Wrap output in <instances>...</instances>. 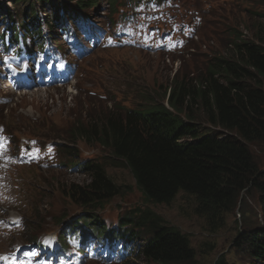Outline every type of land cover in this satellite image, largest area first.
<instances>
[{
	"label": "rangeland",
	"instance_id": "1",
	"mask_svg": "<svg viewBox=\"0 0 264 264\" xmlns=\"http://www.w3.org/2000/svg\"><path fill=\"white\" fill-rule=\"evenodd\" d=\"M75 1L57 0L56 3L73 5ZM0 3L4 9L16 10L15 5L8 0H0ZM127 4L129 9L116 5L115 9L119 10L117 13L109 12L104 2L92 15L93 29L100 25L109 32L112 25L109 19L117 21L120 14H129L133 18L130 25L118 21L126 35V43L117 46L110 41L108 46L81 59L80 69L60 80L65 81L64 85L51 84L41 90L34 88L26 95H11L8 102L0 101V123L10 133V144H7L9 150L12 153L21 152L15 148L21 145L22 139L33 138L31 140L36 145L53 142L57 152L49 150L45 158L50 163L57 160L59 163L42 168L17 167L11 172L13 177L9 170L0 171L3 172L1 175L5 174L9 188L5 199L0 201V264H7L4 260L12 255H19L18 264H30L26 260H30L28 255L26 259L22 255L29 251L31 253L36 246L32 247V243L28 242L47 241L50 235L54 237V234L60 233L66 221L79 220L83 216H88V219L97 216L94 223L102 222L114 228L124 216L138 215L139 210H151L169 225L178 227L190 236L195 246L202 245L208 238L217 240L220 247L207 257H202L204 263L217 260L237 232L250 231L256 227L254 215L260 213L258 205L254 203L248 206L253 215V220H249L251 216L242 209L240 202L228 216V229L218 235L208 236L194 222L184 219L176 208L170 209L147 201L130 170L112 158L109 149L97 142L88 144L84 140L73 139L77 137V126L87 123L91 116H103L110 108L114 112L125 107L137 109L145 104L146 94H151L152 100L161 102L164 89L173 80L195 77L214 57L229 54L225 45H230L228 40L235 35L233 30L239 32L241 39L255 40L259 32H264L261 26L264 23V0H165L162 3L157 0L146 3V0H142ZM61 14L68 19L66 10ZM49 18V15L40 13L41 23ZM53 32L57 42L49 40L45 47L57 55V48L67 46V41L59 36L58 30ZM140 42L148 47H143ZM58 59L65 61L61 51ZM8 60L7 56L4 64H0V72L5 76H0V96L3 98L8 96L3 86L10 78L5 68ZM47 60L49 66L52 57L47 56ZM60 67L64 71L73 68L63 63ZM34 78L37 84L36 75ZM68 84L70 86L67 87ZM164 102L168 100L164 98ZM8 133H2L0 140H4ZM250 148L258 168L263 172L264 146L252 144ZM69 153L72 158L68 157ZM86 160L90 164L101 163L109 176L125 188L121 187L120 194L104 202L98 210H93V205L84 207L82 202L74 201L67 191V186L71 184L89 183L91 175L74 165ZM13 182L18 186L17 189L11 185ZM19 197L21 203H17ZM242 210L246 217L240 218ZM15 220L19 224H13ZM196 223L200 225L198 220ZM144 236L148 239V235ZM242 255L244 253L234 249L228 260L231 264H245ZM132 261L133 264H147L136 257Z\"/></svg>",
	"mask_w": 264,
	"mask_h": 264
},
{
	"label": "trees",
	"instance_id": "2",
	"mask_svg": "<svg viewBox=\"0 0 264 264\" xmlns=\"http://www.w3.org/2000/svg\"><path fill=\"white\" fill-rule=\"evenodd\" d=\"M8 1L16 7L26 3L11 18L21 19L22 28L32 35L27 19L38 30L34 22L43 10L50 15L47 24L53 28L61 10L56 0ZM101 1L77 0L74 6L65 7L87 12ZM116 2L110 0L113 6ZM233 32L230 45H225L229 54L214 57L195 77L173 80L164 89L161 103L150 101L141 109L128 111L109 109L75 130L73 140L97 142L109 149L111 157L130 170L148 201L176 208L208 236L228 229V216L240 202L250 216L248 206L258 205L256 227L237 232L230 248L210 263H204L202 257L220 247L217 240L208 238L195 246L190 236L151 211L136 219H123L150 235L141 252L147 264H231L228 257L234 249L244 253L245 264H264V171L258 168L250 148L252 144L264 146V32L257 34L256 41L241 39L238 31ZM83 169L91 175L89 183L71 184L67 191L84 206L107 201L124 187L102 164ZM243 210L240 218L246 217Z\"/></svg>",
	"mask_w": 264,
	"mask_h": 264
},
{
	"label": "bare ground",
	"instance_id": "3",
	"mask_svg": "<svg viewBox=\"0 0 264 264\" xmlns=\"http://www.w3.org/2000/svg\"><path fill=\"white\" fill-rule=\"evenodd\" d=\"M107 235V234H106ZM128 263H131V264H133V262L132 261H129Z\"/></svg>",
	"mask_w": 264,
	"mask_h": 264
}]
</instances>
